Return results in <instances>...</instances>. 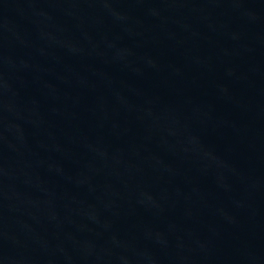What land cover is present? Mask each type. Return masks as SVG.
Returning a JSON list of instances; mask_svg holds the SVG:
<instances>
[{
  "label": "water",
  "instance_id": "water-1",
  "mask_svg": "<svg viewBox=\"0 0 264 264\" xmlns=\"http://www.w3.org/2000/svg\"><path fill=\"white\" fill-rule=\"evenodd\" d=\"M0 264H264V0H0Z\"/></svg>",
  "mask_w": 264,
  "mask_h": 264
}]
</instances>
